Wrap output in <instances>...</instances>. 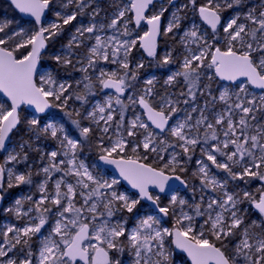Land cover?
<instances>
[{"label": "snow or ice", "instance_id": "obj_1", "mask_svg": "<svg viewBox=\"0 0 264 264\" xmlns=\"http://www.w3.org/2000/svg\"><path fill=\"white\" fill-rule=\"evenodd\" d=\"M51 0H12V3L21 13L30 14L35 18L37 25L41 24V18L46 9H48ZM189 3L198 10L202 21L210 26L213 36L211 41L205 33H202L197 25L186 30L181 37V42L190 40L197 46L198 51L193 52L189 49V55L185 56L182 63V71H178L169 76L166 83H172L177 77H183L184 81L189 85L188 94L195 99L194 88L201 78V69H214L215 76L223 81L236 82L241 78H245L246 84H237L236 87L240 93H247V86L252 85L255 88L264 90V11L259 16L254 15V10L247 12L243 19L248 23L238 22L241 20V14L237 13L231 19L221 23V11L223 8H232L240 5L242 0H223V4L219 0H207V3L197 5V0H189ZM153 4V0H132L130 9L135 14V24L139 26L141 21H146L150 26L149 30L140 36L139 39L143 43V47L149 56H156L157 38L160 35L172 33L174 29L180 27L181 17L173 13V19L161 32L160 20L163 15L162 9L159 14L146 16L145 12L149 5ZM81 12L85 5L84 0H79L77 5ZM184 5L183 7H187ZM179 11V10H178ZM96 13H93L95 15ZM60 16V13H57ZM125 16V11L119 12L117 19H113L109 27L116 28L119 20ZM77 13H72L63 17V24L67 25L76 20ZM7 25H0V32H4ZM59 24H50L47 27L41 26L38 31L26 39L9 46L14 36H24L23 30L14 33V36H8L7 39L0 38V92H2L10 101L5 107L0 104V151L5 150L6 141L9 134L16 129L21 123L20 109L22 105L34 106L38 113H45L49 108L60 107L66 109L68 101L75 99L82 103L88 102V97L95 95L94 83L89 72H98L96 83L102 89H114L120 95L115 98V104L120 106L119 121L116 123L117 130L124 128L125 113L128 105L120 98L123 93L130 87L128 80H135L136 73L129 75L130 65L128 56L131 49L135 47L137 41L135 39H118L116 35L108 37L102 41L99 35L95 36V45L92 46L86 56V63L83 59H77L80 67L76 69L82 72L83 78L76 82V89L83 86V91H72V83L58 82L51 72L40 74L38 65L41 60V52L46 47V41L51 36L56 35V31L60 29ZM224 40L227 42L226 47L215 46L216 33L221 29ZM100 30H103L101 26ZM97 31V25L91 24L88 27H80L76 29L79 36L85 33H94ZM48 33V36H45ZM123 36L131 35L128 30L127 22L123 26ZM249 38V39H246ZM77 36H73L67 47L69 49L80 46ZM27 52H21V49L28 48ZM111 48V54L108 49ZM19 53V55H18ZM122 54V58H121ZM111 63L119 62L122 69L126 71L121 75L117 71H105L103 68H97L100 60L109 61ZM53 59L57 64L68 66L73 64L70 55H54ZM207 61V63H205ZM171 61V53L166 54L161 60V64L167 65ZM137 69L142 68L143 64H138ZM148 85L153 84V80L146 82ZM67 93V95H65ZM153 95L152 88L143 90V95L138 98L129 96V103L132 105L139 104L147 113L148 121L154 125L155 132L150 128L149 124L140 119L139 116L131 119L125 129L127 137H136L142 135V141L134 143L131 147V154L126 155L130 141L124 136L117 133V138L112 140L108 137L109 144L105 145L104 135H101L96 143V149L99 151V160L105 164L114 165L119 170V175L126 180L133 189L138 191V198H132L128 194L118 192L115 185L119 183L117 179H104L103 176L94 175L89 170V166L83 160L78 158V151L82 150V142L80 139L72 138L65 130L63 124L48 122L41 125V120L35 116L28 120L29 129L37 136L43 134L50 136L58 141L61 151L50 152V163L48 167L43 168V172L47 175V179L40 185L42 195L41 199L35 203V210L40 213L38 222L31 221L23 228L10 226L4 233L8 237L9 233H13L11 242L7 250L0 248V257H5L8 252L12 251L18 244L27 246L28 251L26 257L20 261V264H33L32 257L34 253L31 250L30 241L33 236L40 234L41 229L48 223V215L52 213L50 207H44L46 201H50L51 205L57 207L54 214L57 217L54 225L47 235L41 238V247L38 252V264H121L119 258L113 259L110 253H123L125 248L132 251L134 264H170V251L166 248L165 241L167 238H173L171 243L177 249L187 253L191 260V264H264V226L258 225L253 221L250 225L243 228L244 219L237 215V200L234 194L226 191L227 181H219L215 176L210 174L207 164L200 162L201 166L198 175L201 180V186L210 189L213 192L221 190L222 199L209 197L206 210L201 211L204 197L201 196V204L195 205V216H205L203 224L199 229L194 223V216L181 211L180 215L175 219V225L169 229L161 226V218L149 215L145 218H139L136 226L129 229L126 227L127 220L121 217L119 220L112 222L111 218L118 212L126 211L133 213L141 200L151 201L164 216H168L170 209L168 207H160L159 194H154L150 189H158L159 193H163L169 186V181L175 179L180 184L186 185V181L177 174V168L181 172L185 171L180 166L178 153H171L170 159L165 160V153L168 148L180 147L184 154H188L195 150V146L202 141L199 137L201 126L206 130L203 134V143L207 145L208 140L219 141L211 145V150L202 148L201 151L206 155L207 160L211 161L216 168L226 171L232 179H243L244 176L257 177L264 181V174L260 171H252V167L260 169L264 165V125L252 126L255 128V134H247L249 128L246 117L254 112L251 106H245V102L241 101L237 94V102L235 107L240 109L245 115L242 116L238 124L234 123L229 111L227 123L223 131L226 138L220 141L215 125L208 122L207 117L201 111L200 118L190 124L192 119L189 114L183 121H176L170 124L169 121L177 113L178 108L176 101L168 97H160L159 106H155V102L150 98ZM183 95V93H181ZM219 99L225 101L229 99V90L225 88L220 94ZM262 105H264V95L260 97ZM59 102V103H56ZM184 103H188L187 100ZM248 105L255 104V97L247 101ZM197 111L196 108L192 109ZM107 113V114H106ZM71 117L72 112H66ZM80 115L79 111L75 113ZM54 120L55 117L53 116ZM85 119H89L103 134H107L112 127V122L116 119V110L113 108V99L108 97L104 105L97 104L95 108L88 112ZM226 117L219 115L215 124H224ZM252 120H256L255 115H251ZM103 121V127L100 126ZM72 124L79 129L80 137L84 139L90 138L94 133V128L90 126H81L78 119L72 120ZM137 129L142 130L138 132ZM195 131L196 135H192ZM167 133L175 138L176 143H170L165 139L158 137ZM242 138V139H241ZM230 145L234 150L229 149ZM28 142L21 145L30 147ZM140 149L144 155H140ZM257 152L259 155L257 156ZM214 153L226 157V161L238 164L245 158H250L252 166H245L243 172H233L228 162H218ZM149 154H155V158L162 162L158 166L143 161L148 160ZM58 156L66 157L67 160L60 159ZM20 154L9 155L8 159L17 161ZM22 159H27V153L23 154ZM191 159V156H188ZM66 165V167H62ZM54 172H62L64 176L54 182V195L51 197L47 193V182L51 179ZM4 168L0 166V188L3 187ZM8 187H13V179L16 185L30 184L31 173L14 174L8 173ZM65 176L76 177L75 184L66 182ZM62 185L64 191H62ZM245 198H249L254 203L255 208L261 215H264V192L261 193L259 200H256L250 193L245 192ZM77 196L80 197L79 206H77ZM2 199V197H0ZM31 200V197H28ZM171 202L177 203V196H171ZM186 201L179 200L180 205H184ZM16 215L18 218L27 216L28 212H21L22 201L16 200ZM103 209V210H101ZM219 209V211H213ZM11 211V209H9ZM87 213V215L85 214ZM187 222V223H185ZM205 225H207V233L205 234ZM261 228L260 232L254 229ZM240 230L237 232V230ZM208 236L214 237L210 240ZM236 242L228 251V245L224 243L229 238L235 239ZM121 238H124L123 240ZM219 242V246L217 244ZM23 250V249H22ZM6 264H17L16 260L8 259Z\"/></svg>", "mask_w": 264, "mask_h": 264}, {"label": "rangeland", "instance_id": "obj_2", "mask_svg": "<svg viewBox=\"0 0 264 264\" xmlns=\"http://www.w3.org/2000/svg\"><path fill=\"white\" fill-rule=\"evenodd\" d=\"M173 0H164L162 3L155 6L149 16L154 14H159L162 9H166V11H163V15L161 16V19H165L166 23L164 24V27L162 28V33L166 29L168 23L172 21L173 19V13H176L177 16L181 17L180 19V26L183 24L184 18H186V10L194 9V7L189 3V0H181L179 4L176 6L172 5ZM207 1V0H206ZM221 4H223V0H219ZM79 3V0H51L49 6H51L53 16L49 17L47 22L45 23L44 27L49 26L50 24H59L61 27L64 26H71L72 29H69L67 31V40L68 44L72 40L73 36H77L78 41H80V46L82 48H86L87 52L85 50H81L80 53L77 55L75 53V49H69L67 45L62 46L60 50L55 53L56 55H70L72 60L77 59H83L86 63V56L88 54L89 49L95 45V36L99 35L102 39V41L107 40L108 37H111L113 35H116L118 39H128L132 40L135 39L137 41L135 47L131 49V52L128 56V62L130 65L129 75H131L133 72L136 73V79L135 80H128L127 83L130 84V87L127 89L128 95L125 98H121L125 104L128 105L127 111L125 113V119H124V128H121L117 130L116 123L119 121V110L120 106L115 104V98L117 95L114 93H106L98 83H96V76L98 75V72H93L91 69L89 70L93 83L95 85L94 92L95 95H91L88 97L87 103H82L81 101L75 100L68 101V105L66 109L60 108V107H54V110L52 113L48 114L44 117H39L35 114H32L28 111L26 112V117L32 119L34 116L36 118H39L41 120V125L48 122H53L57 124H63L65 127V130L68 132V134L74 138V139H80L82 142V150L78 151L77 155L80 160H83L86 165L89 166V170L93 172L94 175H101L104 177V179L112 180L117 179L119 180V183L115 185V189L118 192H123L128 194L132 198H138V195L135 193L130 192L122 183V181L112 174L110 171L106 170L100 165L99 161V151L96 149V143L101 135H104V143L105 145L109 144L108 137H111L112 140H115L117 138V133L119 131V134L124 136L128 141H130L128 149L126 150V155L131 154V147L134 143H137L139 141H142L143 136L138 135L136 137H127L125 129L127 128L129 122L131 119L135 118V116H139L141 120L148 123L145 117L144 111L140 108V105L137 103L135 105H132L129 103L128 97L133 96V98H138L139 96L143 95V90L147 89L149 87L152 88L153 95L150 98L152 101L155 102V106H159V99L160 97H168L173 101H176V106L178 108L177 113L172 117V124H175L176 121H183L189 114H191L192 119L189 121L190 124L194 123L196 119L200 118L201 111H203L204 115L207 117L208 122H211L215 125V128L217 130V134L220 136V141H223L226 139L223 136V131L225 129L226 123H227V116L229 111L231 112V118L234 123L238 124L239 119L244 116L245 114L240 111V109L235 107V103L237 102V94H239V98L241 101L245 102V106H251L255 110L252 114H249L246 119L248 120L249 128L247 130V134H255V128L252 126H259L264 125V105H262L260 97L264 95V93L260 94L254 91L249 85L247 86V93H240L239 89L236 86L232 85H223L218 93V97H215L213 92V84L217 81V78L214 74L213 69H201V78L197 85V88H194L193 91L195 92V99L192 98L188 94L189 92V85L184 81L183 77H177L175 81L172 83H166L169 76L173 75L174 73L178 71H182V63L185 56L189 55V49H191L193 52H197L198 50L192 49V46H196L193 44L190 40L185 41V43L181 42V37H183V34L186 30L190 29L193 24L197 25L199 30L202 33H205L207 38L211 41L212 39V33L210 30H208V27L202 22V20L199 17L198 11H195L194 16L190 23L182 28L181 31L178 29H174L172 33H168L167 35H161L162 39H169L174 40L171 44L162 45L159 49L158 56L163 59V57L171 53V61L169 64L174 66V68L170 67L169 65H164L163 67L157 68L155 70H150L151 61L149 59H146V57L143 55L142 49H141V43L139 37L143 36L145 32L148 31L147 26H143L142 28H137L134 23V16L133 12L130 9L131 3L129 0H84L86 7H84L83 11L81 12V9L77 6ZM184 5H188L186 8L183 7ZM262 8V9H260ZM179 10V11H178ZM224 11H231L228 19H231L234 17L237 13L241 14V20L238 22L248 23L243 19L244 15L247 14V12L254 10V15L259 16V13L261 11H264V0L258 1V0H242V3L240 5H235L232 8H223ZM125 11V16L119 20V23L117 24L116 28H111L109 25L111 24L113 19H117L119 16V12ZM57 13H60V16H57ZM72 13H77L76 20L72 21L71 23L64 25L63 24V17H66L68 15H71ZM93 13H96L93 15ZM127 22L128 30L131 32L130 36H123L121 33L123 32V26ZM91 24L97 25V31L94 33H85L84 36H79V34L76 32L77 28L80 27H88ZM1 25H7L5 29H9L11 26L13 28L8 32V34L2 35L4 32H0V38L7 39L8 36H14V33L20 32L23 30L25 33L24 36H14L12 41H9V46L14 45L17 42H20L24 39H26L28 36L32 35L35 31H38L36 29L35 25L24 21L22 18L15 17V16H5L3 19V22ZM101 26H103V30H100ZM60 27V28H61ZM57 31L58 30H54ZM225 34V33H224ZM49 34L47 33V36ZM226 35V34H225ZM218 38V36H216ZM246 39H249L246 37ZM171 41V40H170ZM175 45V46H174ZM75 46V45H74ZM173 46L178 49L179 52L174 54L173 53ZM31 46L25 49H21L20 51L23 52V50L30 49ZM197 47V46H196ZM109 53L111 54L112 49H108ZM54 55H51L49 59L53 58ZM157 56V57H158ZM122 58V54H121ZM112 57L110 55L109 61H103L100 60L97 64V68H103L105 71H117L119 74H123L126 70L122 69L119 65V62L117 63H111ZM153 60V59H151ZM54 65L57 67L55 68L51 64H47L48 66L42 67L41 73L43 74L45 72H51L58 82H68L72 83L73 90L69 89V92L72 91H83V86L81 85L80 89H76V82L82 80L83 73L80 71H77L80 67V64L77 62H73L70 66V69H67L68 66H63L60 64H57L56 61L53 59ZM207 63V61L205 62ZM138 64H143L142 68L137 69ZM152 79L153 84L148 85L146 82L147 80ZM247 82H241L240 85L246 84ZM225 88H228L229 90V99L227 100V103L225 101H221L219 99L220 94L224 91ZM102 90L103 93H100ZM183 93V95H181ZM67 95V93H65ZM111 96L113 99V108L116 110V119L112 122V127L109 130L107 134H103L99 131V129L96 128V126L92 123L91 120L85 119V116L88 112H91L97 104L104 105L108 99V97ZM255 97V104L254 105H248L247 101L252 100ZM203 99H206L207 102H203L202 106H198L197 102L202 101ZM187 100L188 103H184V101ZM72 101V103H69ZM79 102V103H78ZM59 103V102H56ZM77 103L79 105H77ZM0 104H3L5 107L9 105V103L0 95ZM196 108L197 111L193 112L192 109ZM61 110H66L64 113H61ZM76 111L80 112V115L77 116L75 113ZM66 112H72V116L69 117ZM107 114V113H106ZM219 115H224L226 117L224 124H215L216 119ZM251 115L256 116V120L251 119ZM55 117L53 120L52 117ZM78 119L81 122V126H90L94 128L93 138L84 139L83 137H80L79 135V129L76 128L74 124H72V120ZM103 121H101L100 126L103 127ZM149 124V123H148ZM150 126V125H149ZM150 128H152L150 126ZM204 127L201 126L199 131V137L201 139V143L197 144L195 146V150L189 152L188 154H184L182 149L180 147L175 148H168L167 153H165V160L170 159V154L175 152L178 153V160L180 161V166L187 171V164L189 160H192L194 158L193 155H191L192 152L196 154L198 152V157L195 158V168L196 173H198L199 168L201 166L200 162L202 161L204 164H207L210 169V174L215 176L217 180L223 182L227 181L226 184V191L230 193L229 188L235 189L234 194L238 201H240L237 204L236 209H233L237 212L238 216L243 217L244 224L241 226L243 228L246 225H250L253 221H255L258 225L264 226V220L261 216H258L255 214L256 210L254 209V203L251 199L245 198L244 193L248 192L251 194L252 197L260 198L263 185L259 178L252 177V176H244L241 181H238L236 179H232L229 175L224 174L221 175V172L224 170L216 168L214 165H212L211 161L207 160V157L205 154L202 153L201 149L206 148L207 150H211V145H214L218 143L219 141H213L211 139L208 140L207 145L203 143V134L205 131H203ZM153 129V128H152ZM154 130V129H153ZM31 134L29 135L28 143L30 146V152L33 153V155L36 157V159L33 161V167L31 168H24L23 166L25 163L28 162V157L26 160L18 159L17 161H11L8 159L9 155H16L23 153L25 151V147L23 148V151L21 150V145H19V150L17 148V143H14V141H11V145L9 149L7 150L5 156H4V164L0 165L4 168L5 173V179L2 187V206L0 208V212L2 215V223L0 225V248H5L7 250V247L9 246V241H11V238L13 236V233H9L8 237L6 238L4 233L7 231V228L10 226H15L16 228H23L25 227L30 221L32 223L38 222V216L40 215L39 212L35 210V203L39 201L42 197V195H45V193H41L40 191V185L45 182L47 179V175L43 172V168L48 167L50 163V152L51 151H61L60 145L57 140L51 138L47 135H39L37 136L29 129ZM138 132H142V130L137 129ZM155 131V130H154ZM157 132V131H155ZM158 133V132H157ZM192 135H196L195 131H193ZM165 139L170 143H176V140L174 137L170 135H162L158 137V139ZM242 139V138H241ZM88 150V152H87ZM234 150L232 146L230 145L229 149H226L225 151ZM140 155L143 156L144 152L142 149L139 150ZM92 152V153H91ZM217 156L218 162H228L230 166L232 167L233 172L241 173L243 172V168L245 166L251 167L252 161L250 158H245L244 161H241L238 164H233L232 162L226 161V157L220 155L219 153H214ZM191 156V159H188V156ZM259 153L257 152V156ZM60 159L67 160L66 157L58 156L57 161ZM152 163L153 166H158L162 162L158 161L155 158V154H149L148 160L143 161ZM66 167V165L62 166ZM11 171L14 174H28L31 173V180L32 182L30 184H19L16 185L15 180L13 179V187H8V181L9 176L8 173ZM183 171V172H185ZM252 171H260L262 174H264V165H261V168L258 170L254 167H252ZM181 172L179 168H177V173ZM181 172V173H183ZM64 176L62 172H54L51 174V179L47 182V193L50 197L54 195L55 189H54V182ZM194 178H198L199 181L190 184V188L188 189L189 196H185L181 192H177L173 195L177 196V203L173 204L171 202V196L167 197L165 202H163L162 198L160 197V201L163 204V207H168L170 209V213L168 216L157 214L150 206L146 205L142 200L140 201V204L137 205L136 209H134L133 213H127L126 211L118 212L114 217L111 218L112 222H115L116 220H119L121 217H124L127 220V225L129 229L136 226V223L139 218H145L149 215L152 216H158L161 218V226L167 227L169 229L173 228L175 225V219L177 216L180 215L181 211L188 213L189 215L194 216V223L197 227V230L199 229L200 225L203 224L204 220L206 219L205 216H195V205L201 204V196L203 195L204 201L203 205L201 207V211L206 210L207 202L209 197L222 199L223 194L221 190H217L216 192L211 191L210 189L202 188L201 186V180L198 175H193ZM252 179L251 181H248L247 179ZM66 182H70L75 184L76 177L74 176H65L64 177ZM240 179V178H237ZM249 179V180H250ZM236 182V183H235ZM252 188V190H249V186ZM15 188V189H14ZM15 190L13 193V196L8 195L10 190ZM62 191L66 190L64 189L62 185ZM258 192L260 193L258 196ZM193 198H191V196ZM28 197H31V200L28 199ZM256 199V200H259ZM22 201L21 212H28L29 209L31 211L27 216H21L20 218L16 215V208L18 207L16 205V200ZM184 200L186 203L184 205L179 204V200ZM159 201V202H160ZM80 203V197L77 196V206H79ZM7 204V205H5ZM5 205V206H4ZM44 207H50L52 209L51 214L48 215V223L44 226V228L41 229V233L37 234L32 237L30 241L31 250L34 253L32 260L33 264H38V252L41 247V238L44 235H47L48 232L51 230V227L54 225V221L57 217H55V213L57 212V207L51 205L50 201H46ZM11 209V211H9ZM103 210V209H101ZM215 211H219V209H215L213 211V214H215ZM87 215V213H85ZM251 215V216H250ZM187 223V222H185ZM205 234L207 233V225H205ZM239 230V229H238ZM257 232L261 231V228L254 229ZM210 240H214V237L208 236ZM237 241L231 242L230 238L229 240H225L224 243L228 245V251H231L234 244L238 242L239 236L236 237ZM122 240L124 238H121ZM172 238L169 237L166 239L165 244L166 248L170 251L171 255L169 257L170 264H186L183 260L178 259L179 255L175 252L173 243H171ZM14 243V241H11ZM219 245V242H217ZM23 249V250H22ZM28 248L23 244V241L21 244H18L16 248H14L12 251L8 252V255L5 257H0V264H6V261L8 259H14L16 260L17 264H20V261L26 257ZM126 252V253H125ZM113 256V259L119 258L121 260V264H134V257L132 254V251L129 248H125L123 253L116 252L113 250L110 253Z\"/></svg>", "mask_w": 264, "mask_h": 264}, {"label": "water", "instance_id": "obj_3", "mask_svg": "<svg viewBox=\"0 0 264 264\" xmlns=\"http://www.w3.org/2000/svg\"><path fill=\"white\" fill-rule=\"evenodd\" d=\"M6 1H8V2L14 7V9L18 12V14L22 17V19H24V20L27 21V22H32V23H34L35 26L38 27V28L41 27V26H44V24H45V23L47 22V20H48L49 7H48V9L45 10L44 15H43L42 18H41V24H40V25H37V24L35 23V18H34V17H32L30 14H27V13H21V12L19 11V9H17V8L15 7V5L12 3V0H6ZM162 1H163V0H153V4H152V5H149V8H148V10L145 12V15H146V16H149V13H150V11L154 8V6H156V5L160 4V3H162ZM129 2L132 3V0H129ZM179 2H180V0H173L172 4H173V5H177ZM132 12H133V11H132ZM133 16H134V22H135V14H134V12H133ZM201 20H202V19H201ZM202 22H203V21H202ZM203 23H204V22H203ZM204 24H205V23H204ZM135 25H136V24H135ZM144 25H146L147 28H148V30H149V27H150V26L146 23V21H141L140 25H139V26H136V27H137V28H141V27H143ZM205 25H206L208 28H210V26H208L207 24H205ZM160 27H161V30H162V27H163L162 20H160ZM210 29H211V28H210ZM45 36H47L46 33H45ZM142 43H143V42H142ZM142 43H141V44H142ZM159 44H160V36L157 38L156 56L158 55ZM47 46H48V44H47V41H46V47L42 50V52H41V57H42V55H44V53L46 52ZM141 49H142V52H143L144 56H145L147 59H152V58H154V57H152V56H149V55L147 54V51H146L143 47H141ZM156 56H155V57H156ZM41 70H42V68H41V60H40V63H39V65H38V72L40 73ZM217 78H218L221 82H223V83H225V84H228V85H237V84H239V83H241V82H246L245 78H241L240 80H238V81H236V82L223 81V80H221L219 77H217ZM250 86H251V88H252L253 90H255L257 93H264V90H261V89L255 88V87L252 86V85H250ZM104 90H105L107 93H115V94H117L118 96L120 95L119 93H116L114 89H104ZM0 95H1V96H2V97H3V98H4V99L10 104V101L8 100V98H7L2 92H0ZM126 95H127V93H126V91H125V92L123 93V95L120 96V97L123 98V97H125ZM140 108L144 111V113H145V117H146V120H147V122L149 123V125H150L154 130H156V129L154 128V125L151 124V121H148L146 111L142 108V106H140ZM23 110H27L28 112H30V113H32V114H35V115H37V116H39V117H43V116H46V115H48L49 113H51V111L53 110V107H52V108H49L45 113H38V112L35 111L34 106L22 105V106H21V109H20V116H21ZM169 123L172 124L171 120L169 121ZM17 127H18V126H17ZM16 129H17V128H16ZM16 129H13V131L9 134V139H8V141H6V148H5V150L0 151V156H1V157L4 156V155L6 154V152H7V150L9 149L10 144H11V138H12V135H13V133H14V131H15ZM156 131L159 132V130H156ZM165 134H166V132H165ZM165 134H163V135H165ZM99 161H100V160H99ZM100 165H101L103 168H105L106 170L110 171V172H111L112 174H114L115 176H117V177L122 181L123 185H124V186H125L130 192L135 193L136 195H138V191H137L136 189H133V188L131 187V185H130L126 180H124L122 177H120V175H119V170L116 169V167H115L114 165H108V164H105L103 161H100ZM4 178H5V173H4V176H3L2 183H4ZM263 184H264V181H263ZM169 186H170V187H166V190H165V192H163V193H159L158 189H150V191H153V193H157V194H159L160 197H169V196L175 194L176 192H179V191H180V192H184V191H186V189H187V187H188L187 183H186V185H182V184H180L179 181H176L175 179L169 181ZM0 189H1V188H0ZM0 197H2V196H0ZM2 200H3V197H2V199H0V205L2 204ZM142 201H143L144 203H146L147 205H149L150 207H152V209H153L155 212L159 213L157 207H156L155 205H153L151 201H147V200H142ZM255 209H256V208H255ZM256 210H257V209H256ZM257 211H258V210H257ZM258 212H259V211H258ZM159 214H161V213H159ZM263 217H264V215H263ZM172 239H173V238H172ZM173 247H174V250H175V252H176L177 254L184 256V257L187 259L188 263L191 264V260H190V258L187 256V253L183 252V251L180 250V249H177V248L175 247L174 244H173ZM110 255H111V254H110ZM111 256H112V255H111Z\"/></svg>", "mask_w": 264, "mask_h": 264}, {"label": "trees", "instance_id": "obj_4", "mask_svg": "<svg viewBox=\"0 0 264 264\" xmlns=\"http://www.w3.org/2000/svg\"><path fill=\"white\" fill-rule=\"evenodd\" d=\"M207 3L206 0H197V5H202V4H205ZM196 11H198L196 8H194ZM231 12V11H230ZM5 16H15V17H18L19 15L17 14V12L14 10V8L5 0H0V25L1 23L3 22V19ZM13 28V26H11L9 29H5V32L2 34V35H5V34H8V32ZM69 29H72L71 26H64L63 28H60L58 31H57V34L54 35V36H51L50 39L47 40V43H48V47H47V50L45 52V54L42 56V67H46L48 66L47 64H51L53 65L55 68H57L54 63H53V58L49 59L48 58L51 56V55H56L54 54L55 52H57L62 46H65L68 44V40H67V31ZM28 49L26 50H23V52H27ZM178 49L177 48H174L173 50V53L176 54L178 53ZM19 55V53H18ZM151 66H150V70H155L157 68H160V67H163L164 65L161 64V60H154V61H151ZM169 65V64H167ZM64 111L66 110H61V113H64ZM29 120L28 117H26V112H24L22 115H21V123L18 125L17 129L14 131L13 135H12V141H14V143H17V148L19 150V145L20 144H25V142H28L29 140V135L31 134V132L29 131V125L27 123V121ZM90 138H93V136H91ZM88 152V150H87ZM24 153H27V157H28V162L25 163V165L23 166L24 168H31L33 167V161L36 159V157L33 155L32 152H30V147H25V151L23 153H21L20 157H23V154ZM92 153V152H91ZM191 155H193V152L191 153ZM148 163V162H146ZM4 164V156L1 157L0 156V165ZM195 164H194V158L192 160H189L188 161V164H187V177H189V184H194L196 182H198V178H194V173H195V168H194ZM248 178L247 180L248 181H251L252 179ZM248 185V184H247ZM249 186V189L250 188V185ZM15 192V190H10L9 194L10 196H13V193ZM191 196V195H190ZM191 198H193V196H191ZM2 223V219H1V212H0V225ZM240 230H237V232H239ZM258 231V230H257ZM231 242H235L237 241V238L233 239V238H230ZM218 244V243H217ZM219 246V245H218ZM180 260H184V258L182 256H179ZM188 264V263H186Z\"/></svg>", "mask_w": 264, "mask_h": 264}, {"label": "flooded vegetation", "instance_id": "obj_5", "mask_svg": "<svg viewBox=\"0 0 264 264\" xmlns=\"http://www.w3.org/2000/svg\"><path fill=\"white\" fill-rule=\"evenodd\" d=\"M49 8H50V11H49V13H51V17L53 16V13H52V9L53 8H51V6H49ZM195 9H190V10H186V18H184V22H183V24H182V26H180L179 28H178V30L179 31H181L182 30V28L184 27V26H186V25H188L189 23H190V21L192 20V18H193V16H194V13H195ZM229 14H230V11L228 10V11H224V10H222L221 11V23L223 24L226 20H227V17L229 16ZM162 20V19H161ZM162 22H163V27H164V24L166 23V20L165 19H163L162 20ZM61 28H63V27H61ZM208 30H210V32L212 33V30L210 29V28H208ZM212 36H213V33H212ZM216 36H218V38L216 39V43H215V46H218V47H221V49L223 50L225 47H226V41L224 40V36H225V34L223 33V31H222V28L221 29H218V31H217V33H216ZM171 40V41H170ZM170 40L169 39H162L161 38V41H160V45H159V49H160V47L162 46V45H167V44H171L174 40H172L171 38H170ZM175 42V41H174ZM176 43V42H175ZM175 46V45H174ZM173 46V50H174V47ZM73 49H75V53L78 55L79 53H80V51L81 50H85L86 52H87V49L86 48H82V47H76V46H74L73 45ZM60 50V49H59ZM58 50V51H59ZM178 50H179V47H178ZM57 51V52H58ZM57 52H55V53H57ZM179 52V51H178ZM54 53V54H55ZM159 54V53H158ZM158 56V55H157ZM155 57L153 60H150V61H154V60H162L161 59V57L160 56H158V57ZM73 62H76V59H74L73 60ZM169 66L170 67H172V68H174V66H172V65H170L169 64ZM70 66H68L67 67V69H70L69 68ZM214 70V69H213ZM216 78H217V76H216ZM224 84L217 78V81L213 84V92H214V95H215V97H218V93H219V91H220V89H215V87H217V88H222V86H223ZM225 85H227V84H225ZM73 90V89H72ZM104 90V89H103ZM126 92H127V90H126ZM100 93H103L102 92V90L100 91ZM109 94V93H108ZM127 95H128V92H127ZM127 95L125 96V97H127ZM72 101H75V99H72ZM72 101H70L69 103H72ZM79 103V102H78ZM77 103V105H79ZM172 120V119H171ZM172 123H173V121H172ZM193 156H194V163H195V158H197L198 157V152H196V154L193 152ZM186 168H189V167H186ZM194 168H195V166H194ZM195 173H196V168H195ZM223 173H225V174H228L226 171H223ZM178 175H180L181 176V178L183 179V180H185L186 181V183H187V185H188V188H187V190L186 191H184V192H182L185 196L187 195V196H189V193L187 192L188 191V189L190 188V184H189V177H187V172L185 171V172H183V173H181V172H178L177 173ZM199 181V180H198ZM262 185H263V189H264V184L262 183ZM249 190H252V188L251 189H249ZM262 192H263V190H262ZM2 188L0 189V196H2ZM260 193L258 192V194H257V196L259 195ZM3 197V196H2ZM162 198V200H163V202H165V200H166V198H164V197H161ZM259 198V197H258ZM258 198H256V199H258ZM4 199V198H3ZM162 202L160 201L159 202V205H160V207H163V204H161ZM1 206H2V204L0 205V208H1ZM254 207V209H255V206H253ZM256 210V209H255ZM255 214L256 215H258V216H261L262 218H263V220H264V217H263V215H261L257 210H256V212H255ZM251 216V215H250ZM1 219H3L2 218V215H1Z\"/></svg>", "mask_w": 264, "mask_h": 264}, {"label": "bare ground", "instance_id": "obj_6", "mask_svg": "<svg viewBox=\"0 0 264 264\" xmlns=\"http://www.w3.org/2000/svg\"><path fill=\"white\" fill-rule=\"evenodd\" d=\"M47 47H48V46H47ZM202 130H203V129H202ZM203 131H204V130H203ZM31 179H32V178H31ZM14 189H15V188H14ZM2 201H3V200H2ZM5 205H7V204H5ZM5 205H4V206H5ZM148 206H149V205H148ZM151 208H152V207H151ZM156 213H157V212H156ZM157 214H159V213H157ZM160 215H163V214L161 213ZM125 253H126V252H125Z\"/></svg>", "mask_w": 264, "mask_h": 264}]
</instances>
